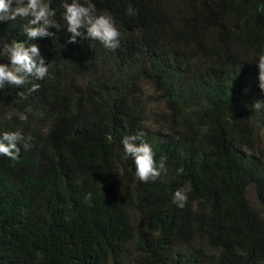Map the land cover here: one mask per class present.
I'll use <instances>...</instances> for the list:
<instances>
[{"label": "trees", "instance_id": "1", "mask_svg": "<svg viewBox=\"0 0 264 264\" xmlns=\"http://www.w3.org/2000/svg\"><path fill=\"white\" fill-rule=\"evenodd\" d=\"M93 3L117 49L69 42L61 22L29 41L50 75L0 89V130L32 137L0 156V264H264V0ZM21 23L0 21V42L24 40ZM138 130L167 157L155 181L124 155Z\"/></svg>", "mask_w": 264, "mask_h": 264}, {"label": "clouds", "instance_id": "2", "mask_svg": "<svg viewBox=\"0 0 264 264\" xmlns=\"http://www.w3.org/2000/svg\"><path fill=\"white\" fill-rule=\"evenodd\" d=\"M53 0H0V21L18 18L24 40L13 39L10 42H0V89L5 86L19 87L31 77L37 81L50 75L51 62H45L42 49L36 43H29L37 37H54L51 28H60L61 22L71 35L68 41L75 43L77 38H88L99 41L104 48L115 50L120 46L121 33L115 18L108 11H99L93 0H59L60 20H57V8ZM129 16L136 15L131 3L125 9ZM258 66L259 87L264 90V48L252 59ZM39 87L32 85V91ZM23 95V93H19ZM253 110L264 109V100H256ZM9 118H11L9 116ZM21 121L27 120V113L17 114ZM143 130L121 138L125 157H130L135 169V176L141 182L155 181L162 173H167V157L162 155L157 160L152 145L144 139ZM30 135L19 128L15 130H0V156L11 160L19 158L21 147L25 150L31 147ZM182 173L183 169H177ZM172 202L183 208L187 202V194L177 188L172 193Z\"/></svg>", "mask_w": 264, "mask_h": 264}, {"label": "rangeland", "instance_id": "3", "mask_svg": "<svg viewBox=\"0 0 264 264\" xmlns=\"http://www.w3.org/2000/svg\"><path fill=\"white\" fill-rule=\"evenodd\" d=\"M163 106L162 105H153L152 107H151V109H157V108H162Z\"/></svg>", "mask_w": 264, "mask_h": 264}]
</instances>
